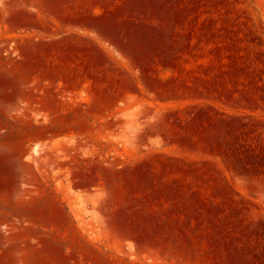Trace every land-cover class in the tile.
Here are the masks:
<instances>
[{"label":"rangeland","instance_id":"1","mask_svg":"<svg viewBox=\"0 0 264 264\" xmlns=\"http://www.w3.org/2000/svg\"><path fill=\"white\" fill-rule=\"evenodd\" d=\"M0 5V264H264V0Z\"/></svg>","mask_w":264,"mask_h":264},{"label":"crops","instance_id":"2","mask_svg":"<svg viewBox=\"0 0 264 264\" xmlns=\"http://www.w3.org/2000/svg\"><path fill=\"white\" fill-rule=\"evenodd\" d=\"M4 7L3 5H0V30L1 32H4L6 28H8L10 26V18L7 12V17L4 16ZM8 52V50H7Z\"/></svg>","mask_w":264,"mask_h":264}]
</instances>
